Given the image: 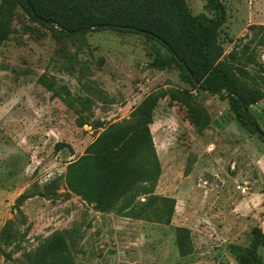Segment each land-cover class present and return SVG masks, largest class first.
I'll return each instance as SVG.
<instances>
[{
    "label": "rangeland",
    "instance_id": "1",
    "mask_svg": "<svg viewBox=\"0 0 264 264\" xmlns=\"http://www.w3.org/2000/svg\"><path fill=\"white\" fill-rule=\"evenodd\" d=\"M125 2L82 0L79 7L102 18ZM184 2L191 17H214L206 0ZM221 2L215 66L233 62L232 71L222 70L254 97L248 111L264 131V0ZM7 27L0 42V264H238L229 246L248 247L255 227L264 233V181L253 158L264 162V144L237 122L228 97L194 88L174 63L158 68L168 51L142 33L59 36L19 6ZM151 97L155 194L174 199L173 212L166 222L101 213L67 189V166L109 127L132 125ZM23 193L32 197L17 207ZM161 203L150 214L166 219L170 204L165 210ZM177 228L191 234L193 250L184 257ZM258 256L264 264V246Z\"/></svg>",
    "mask_w": 264,
    "mask_h": 264
},
{
    "label": "trees",
    "instance_id": "2",
    "mask_svg": "<svg viewBox=\"0 0 264 264\" xmlns=\"http://www.w3.org/2000/svg\"><path fill=\"white\" fill-rule=\"evenodd\" d=\"M81 1L2 0L0 42L8 35L7 17L16 6L30 19L59 36H71L91 29L145 34L157 39L168 51L169 56L161 57L158 68L174 63L194 88L226 95L237 122L264 144V131L248 111L249 105L255 101L254 97L248 95L233 76L222 70L232 71L233 62H227V66H215L221 54L216 46L217 30L225 20L221 0H206L207 7L214 14L212 18L205 14L191 17L184 0H124L127 6L112 9L110 16L94 18L80 10ZM155 103L153 97L143 101L137 120L132 125L109 127L89 146L86 154L68 164L66 184L70 192L101 213L115 212L134 220H169L174 199L155 194L160 168L148 129ZM85 124L79 123L80 126ZM31 197L26 193L19 195L16 198L17 207ZM141 198L144 200L141 201ZM156 200L162 202L164 209L166 203L170 204L166 219L150 214ZM176 233L179 255L191 254L190 231L177 228ZM251 235L248 247L229 246L238 264H260L258 248L264 246V233L255 227ZM11 237L10 234H1L4 241Z\"/></svg>",
    "mask_w": 264,
    "mask_h": 264
},
{
    "label": "crops",
    "instance_id": "3",
    "mask_svg": "<svg viewBox=\"0 0 264 264\" xmlns=\"http://www.w3.org/2000/svg\"><path fill=\"white\" fill-rule=\"evenodd\" d=\"M255 160H256V162H257V170H258V172H259V174H260V176H261V178L263 179V181H264V162L261 160V159H259V158H257V157H253Z\"/></svg>",
    "mask_w": 264,
    "mask_h": 264
},
{
    "label": "built area",
    "instance_id": "4",
    "mask_svg": "<svg viewBox=\"0 0 264 264\" xmlns=\"http://www.w3.org/2000/svg\"><path fill=\"white\" fill-rule=\"evenodd\" d=\"M238 188H239L240 190H242L243 192L246 191V190L248 189L247 186H238Z\"/></svg>",
    "mask_w": 264,
    "mask_h": 264
}]
</instances>
